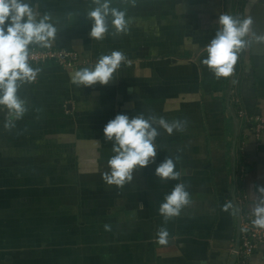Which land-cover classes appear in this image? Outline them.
<instances>
[{"label":"crops","instance_id":"crops-1","mask_svg":"<svg viewBox=\"0 0 264 264\" xmlns=\"http://www.w3.org/2000/svg\"><path fill=\"white\" fill-rule=\"evenodd\" d=\"M25 2L57 28L47 48L74 49L81 65H31L40 72L18 90L24 116L5 128L0 111V264H231L239 214L252 213L264 187V130L257 136L233 103L264 118V0H111L128 30L109 26L99 40L87 16L94 0ZM231 12L252 25L233 74L218 79L202 60ZM112 51L125 57L113 81L71 83ZM117 114L183 124L159 129L155 162L123 187L102 178L113 155L103 127ZM167 158L176 180L155 175ZM178 183L190 202L165 221L160 205ZM249 264H264V248Z\"/></svg>","mask_w":264,"mask_h":264},{"label":"clouds","instance_id":"clouds-1","mask_svg":"<svg viewBox=\"0 0 264 264\" xmlns=\"http://www.w3.org/2000/svg\"><path fill=\"white\" fill-rule=\"evenodd\" d=\"M95 7L87 13L91 21L90 37L102 39L109 26L117 33L128 30L126 12L111 7V0H94ZM219 29L206 46L207 56L202 63L216 78H228L233 74L239 53L248 41L252 19H238L228 14L218 18ZM57 28L47 14L39 16L25 0H0V111L7 110L5 128L14 127L27 111L26 102L18 95L22 84L36 81L40 72L29 64V49L32 45L50 47L56 40ZM264 39V38H261ZM125 59L119 51L101 56L94 67H85L71 73L70 81L76 86L92 87L107 85L114 80V74ZM169 135L183 129L180 121L168 122L163 117L144 115L129 116L117 114L103 127V137L112 142L113 155L108 159L109 171L102 176L108 185L123 187L133 180L134 172L154 163L158 153L159 129ZM172 158H167L155 168V175L161 179L176 180L180 173L175 170ZM260 198L251 209L255 217L251 223L264 229V187L258 189ZM190 202L189 193L183 183L175 185L165 196L159 213L165 221L179 216ZM226 204L224 210L231 208ZM106 230L108 226H105ZM167 232L160 233V243H166Z\"/></svg>","mask_w":264,"mask_h":264},{"label":"built area","instance_id":"built-area-1","mask_svg":"<svg viewBox=\"0 0 264 264\" xmlns=\"http://www.w3.org/2000/svg\"><path fill=\"white\" fill-rule=\"evenodd\" d=\"M48 63H56L62 67L73 69L81 65V56L76 50L71 48L30 47V65H45ZM233 103L237 106L238 118L248 124L256 135L260 137L264 130V118L249 116L241 106L240 99L236 96H233ZM241 151H244V147H241ZM242 171L244 172V169ZM235 199L240 204L243 201V196L238 199L235 197ZM253 219H255L253 213L248 211L239 215L240 245L236 251L237 258L234 264H249L254 252L264 248V229L255 227L251 223Z\"/></svg>","mask_w":264,"mask_h":264},{"label":"water","instance_id":"water-1","mask_svg":"<svg viewBox=\"0 0 264 264\" xmlns=\"http://www.w3.org/2000/svg\"><path fill=\"white\" fill-rule=\"evenodd\" d=\"M230 15L233 16V13L231 12ZM234 196H235V195H234ZM234 201H235L236 207H239V204L237 203V201H236L235 198H234ZM239 215H240V214H239ZM239 245H240V228H238V234H237V238H236L235 247H234V250H233V253H232L231 264H234L235 261H236V258H237L236 251L238 250Z\"/></svg>","mask_w":264,"mask_h":264}]
</instances>
